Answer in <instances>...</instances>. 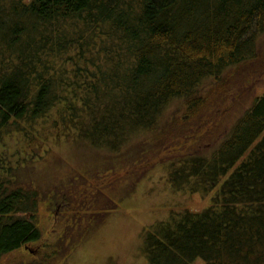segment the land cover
<instances>
[{
    "label": "trees",
    "instance_id": "trees-1",
    "mask_svg": "<svg viewBox=\"0 0 264 264\" xmlns=\"http://www.w3.org/2000/svg\"><path fill=\"white\" fill-rule=\"evenodd\" d=\"M263 35L264 0H0V132L63 105L61 123L98 148L157 130L178 138L176 122L159 126L168 103L187 97L199 114L200 82L220 84L256 59ZM252 103L212 154L172 160L173 186L205 194L222 185L205 210L150 228L148 264H264V96ZM6 171L0 260L41 237L36 222L14 215L31 212L37 193L10 191L19 171Z\"/></svg>",
    "mask_w": 264,
    "mask_h": 264
},
{
    "label": "rangeland",
    "instance_id": "rangeland-1",
    "mask_svg": "<svg viewBox=\"0 0 264 264\" xmlns=\"http://www.w3.org/2000/svg\"><path fill=\"white\" fill-rule=\"evenodd\" d=\"M258 39L256 59L227 71L220 84L215 77L200 82L196 95L206 108L199 114L189 113L187 97L168 103L159 126L176 122L178 138L164 140L157 130L134 135L117 151L98 148L61 123L63 105L35 125L11 126L18 133L0 132V167L19 171L6 180L8 189L37 193L26 202L31 212L14 215L32 219L41 232L0 264H148L150 228L186 210H205L222 185L205 194L179 189L172 163L179 167L186 154H212L253 100L264 96V35Z\"/></svg>",
    "mask_w": 264,
    "mask_h": 264
}]
</instances>
